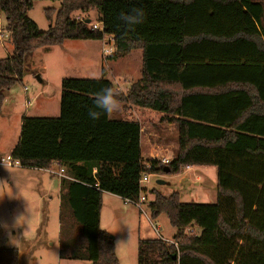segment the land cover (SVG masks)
<instances>
[{"label":"trees","instance_id":"trees-1","mask_svg":"<svg viewBox=\"0 0 264 264\" xmlns=\"http://www.w3.org/2000/svg\"><path fill=\"white\" fill-rule=\"evenodd\" d=\"M37 1L0 0L13 43L12 55L0 59V113L38 49L110 37V59L143 55L140 79L118 91L122 112L161 114L177 129L178 149L164 165L143 158L145 119L90 118L96 94L115 89L105 69L98 80H62L59 117L22 118L10 157L23 169L56 166L68 177L61 179V218L70 212L83 241L61 240L60 258L121 264L101 229L103 197L138 201L144 193L154 196L152 219L166 215L177 231L172 243L139 240L138 264H264V0H49L61 5L46 11V32L29 18ZM133 7L146 10V21L125 28L117 16ZM91 11L102 31L85 24ZM187 167L217 168L215 204L140 187L142 174L178 175ZM0 264H20L19 251L0 249Z\"/></svg>","mask_w":264,"mask_h":264},{"label":"rangeland","instance_id":"rangeland-1","mask_svg":"<svg viewBox=\"0 0 264 264\" xmlns=\"http://www.w3.org/2000/svg\"><path fill=\"white\" fill-rule=\"evenodd\" d=\"M60 5V2L49 0L37 1L29 18L40 31L46 32L50 28L46 11H57ZM80 14L77 12L73 15ZM0 15V59H5L12 55L13 43L6 18ZM84 15L92 23H97L96 11ZM108 39L105 37L102 42L66 41L63 45L35 52L28 63V73L21 83L9 91L0 113V158L9 157L11 150L18 144L24 116L59 117L63 79L98 80L105 69L107 79L113 82L120 93L124 92L125 86L129 85L130 88L140 79L142 51L136 50L119 60L110 59V55L103 54V48L110 47L106 44ZM82 45H90L89 51H82ZM122 107L120 103L119 112L110 117L117 119L124 114L125 117L145 119L143 133L145 135L147 129L149 135L150 131V145L156 150L155 156H150L152 152L146 151L149 143L146 144L143 150L145 159H173L178 149L177 133L174 129L165 128L168 123L162 122L164 116L138 108H131L125 114ZM144 126L148 127L145 129ZM160 181L164 185H159ZM60 186V178L49 172L0 165V249H17L20 264H91L60 258L61 240L75 237V245L83 241L70 212L61 218ZM145 188L149 192L160 190L166 196L179 191L184 203L215 204L218 198L217 168L194 167L192 171L184 170L178 175L152 174ZM147 197L148 202L154 199L152 194ZM20 215L23 216L16 225L15 218ZM101 221V229L111 235L117 254L125 264H138L139 240H172L177 231L166 215L152 219L148 205H144V212H140L133 204L111 194L104 195ZM11 238L16 241V246L10 243Z\"/></svg>","mask_w":264,"mask_h":264},{"label":"clouds","instance_id":"clouds-1","mask_svg":"<svg viewBox=\"0 0 264 264\" xmlns=\"http://www.w3.org/2000/svg\"><path fill=\"white\" fill-rule=\"evenodd\" d=\"M117 20L120 25L125 28H135L143 24L146 21V10L142 7H133L128 11H120L117 16ZM118 90L114 89L111 86L103 87L97 94L93 101L94 109H90L88 115L93 120H97L101 115L111 116L114 113L119 112L120 110V101ZM23 215H20L15 218L16 225L18 224L19 219ZM10 243L13 246H16V241L11 238Z\"/></svg>","mask_w":264,"mask_h":264},{"label":"built area","instance_id":"built-area-1","mask_svg":"<svg viewBox=\"0 0 264 264\" xmlns=\"http://www.w3.org/2000/svg\"><path fill=\"white\" fill-rule=\"evenodd\" d=\"M75 20L77 22H84L83 17H81L79 15L75 17ZM88 25H90L92 30H100V31H102V29H103L102 28L103 26H102L101 23H91V24H88ZM1 37H2V35H1ZM111 41H112V38L109 37L108 42L106 44L109 45L110 47L109 48H103V54L104 55L107 54V55L111 56L114 53L115 49H114V47L111 46ZM26 90H27V88H26ZM171 160L172 159H169V158H163V159L160 160V162L163 163L164 165H168V164H170ZM0 165H6V166L12 167V168H14V167L15 168L16 167L20 168L21 167L20 163L18 161L13 160L10 156L7 157L6 159L0 158ZM193 169H194V167H187L185 169V171L186 172H190ZM47 172H49L50 174H52V175H54V176H56V177H58L60 179L68 178L65 175V171L63 169H61L59 171H54V170L50 169V170H47ZM149 183H150V175L149 174H142V176H141V178L139 180L140 187L146 189L145 186H147ZM127 202L130 203V204H133L140 212H144V205L146 206L149 203L148 202V197L144 193L140 196L138 201H127ZM156 230L158 231L159 229L156 228ZM192 233H193L192 230H190V229L186 230V234H192ZM194 233H195V231H194Z\"/></svg>","mask_w":264,"mask_h":264},{"label":"crops","instance_id":"crops-1","mask_svg":"<svg viewBox=\"0 0 264 264\" xmlns=\"http://www.w3.org/2000/svg\"><path fill=\"white\" fill-rule=\"evenodd\" d=\"M0 14H2L1 12H0ZM1 16V15H0ZM89 46L90 45H82V51H84V52H88L89 51ZM131 86V85H130ZM129 88V85H127V86H125V90H124V92L125 91H127V89ZM124 89V88H123ZM6 101V100H5ZM4 108V107H3ZM3 111V110H2ZM20 127H21V124H20ZM145 127H148V126H144V128ZM165 128H169V129H174L175 131H176V133H177V129L175 128V126L174 125H172V124H169L168 123V125L167 126H165ZM146 129V128H145ZM147 133H148V131H147V129H146V132H145V135H144V133H143V128H142V136H141V147H142V155H143V158L145 159V154H144V148L146 147V144H148L149 143V145L146 147V151H149V152H152L151 153V155L150 156H155V155H153L155 152H156V150H155V148H152L151 147V145H150V143H152V139H151V133H150V131H149V135H147ZM147 135V136H146ZM154 136V134H152V137ZM20 140V139H19ZM177 146H178V142H177ZM14 149V148H13ZM155 151V152H154ZM11 152H12V150H11ZM11 152H10V154H11ZM146 160V159H145ZM21 168V167H20ZM196 168V167H195ZM23 169V168H22ZM54 170H59L58 168H56V166L53 168ZM27 170H31V171H38V172H47V171H42V170H37V169H27ZM60 182H61V179H60ZM159 184V183H158ZM162 185H164V183L162 184ZM161 185V186H162ZM154 190H156V189H154ZM158 192H161L160 190H157ZM60 192H61V186H60ZM175 192H177V193H179V195H181V193L179 192V191H175ZM104 195H109V194H104ZM104 198V197H103ZM153 200V199H152ZM102 210H103V206H102ZM101 219H102V211H101ZM101 223H102V221H101ZM194 230H196V231H198L197 229H194ZM175 233V232H174ZM174 236H175V234H174ZM174 236L172 237V240H165L166 242H172L173 241V238H174ZM116 253H117V251H116ZM117 256H118V254H117ZM118 258H119V260H120V263L121 264H125V263H123V262H121L122 260L120 259V257L118 256Z\"/></svg>","mask_w":264,"mask_h":264},{"label":"water","instance_id":"water-1","mask_svg":"<svg viewBox=\"0 0 264 264\" xmlns=\"http://www.w3.org/2000/svg\"><path fill=\"white\" fill-rule=\"evenodd\" d=\"M85 24H87V25L90 24V21H89V20L86 21ZM164 172H165L166 174H168V173H169V169H168V168H164ZM158 183H159V185H162V184H163V182H161V181L158 182ZM111 238H112V237H111ZM112 239H113V238H112Z\"/></svg>","mask_w":264,"mask_h":264}]
</instances>
